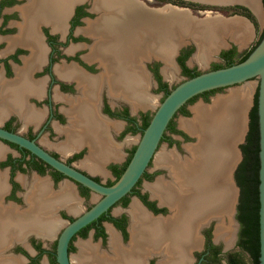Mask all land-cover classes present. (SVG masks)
Wrapping results in <instances>:
<instances>
[{"label":"flooded vegetation","instance_id":"af4514ba","mask_svg":"<svg viewBox=\"0 0 264 264\" xmlns=\"http://www.w3.org/2000/svg\"><path fill=\"white\" fill-rule=\"evenodd\" d=\"M148 1H152L157 5L156 7L167 3L177 4L174 0ZM199 2L203 5L213 6L210 8L213 10L235 13L231 10L214 7L229 5ZM92 5L98 9L97 16L94 15ZM191 8L194 10L208 9L197 5L191 6ZM102 9L107 11L104 18H102ZM116 9L112 0H0V126L34 139L53 155L94 178L98 177L97 180L105 184L116 179L112 166L120 168L126 161L128 162L137 143L125 149L118 141V136L136 132L141 135L145 128L142 127L145 117H151L152 114L144 110V105L135 103L120 89L121 86L116 78L118 76H115L116 73H145L148 78L143 67L139 65L140 63L130 62L131 56H126L125 61L134 69L125 68L124 61L122 63L121 57L124 56L125 46H123V32L118 28L111 31L102 27V20L121 18L118 9L119 17L113 15L115 14L113 10L116 11ZM131 9L132 12H135L133 8ZM119 38L120 41H118ZM119 45L123 49L121 52L118 51ZM188 48L192 50L193 47L186 46L180 49L177 55ZM158 50L160 53L159 47ZM185 63L188 65L186 60ZM160 66L159 60L155 59L148 63L147 68L153 76L154 83L156 82L155 90L161 91L163 98L165 89L161 86V82H165L167 88L171 86L161 74L162 70L165 74L167 73L166 61L164 69H161ZM138 67H141V70H137ZM180 72H182L181 66ZM146 80L147 90L149 79ZM220 89L215 88L211 93ZM204 92L195 97H207L210 94L206 95ZM148 94L153 101L152 95L149 92ZM114 97L123 100L119 104L116 102L112 104L110 99ZM127 98L132 101L131 105L132 107L134 105L136 112H132ZM192 100L184 103L177 113H183L181 108L187 109L186 104ZM253 102L254 97L251 106ZM149 105L152 104L147 103L145 107ZM251 106L247 111V129L243 140L237 144L242 156L240 145L245 142L249 130ZM175 117L176 115L168 123L169 126L167 125L159 146L164 141L168 146L175 144L178 148H182L181 143L186 142L190 137L187 130L179 125L181 119H177L176 122ZM101 123L104 129L100 127ZM94 134L105 138L107 143V148L103 146L105 150L101 147L98 149L95 145L96 142L92 140ZM42 138L55 147L44 145L40 141ZM54 138L56 142L53 143L51 139ZM197 142L198 139L193 144ZM0 143L3 146L0 153V264H58L55 249L57 236L66 224H62V221L67 222L79 213H72L68 208L70 204L55 206L54 201H52L49 210L47 206L48 194L41 186L47 185L50 187V193L55 195L63 185H67L63 181L69 180L74 184L72 192L77 201L88 200L93 192L88 187V190L85 191L82 189L84 185L53 168L27 148L3 138H0ZM188 146L186 145L184 148L186 150L184 155L175 152L181 158H185L188 154ZM98 151L100 154L103 153L102 157H105L102 161L93 156L98 155ZM104 154L106 155L104 156ZM242 156L232 172L236 183L235 170ZM154 157L155 155L136 184L125 194L128 196V202L125 204L128 207L125 210L122 207L118 208V211L123 210L124 213L113 215L111 212L117 203H122L120 200L122 197L105 211V214L117 218L124 217L125 233L113 221L102 219L95 221L83 235L79 230L87 226L90 221L72 236L69 244L70 256L76 246L80 248L79 243H82V238L91 234L101 240L107 237L108 243L107 248L103 249L106 251L105 253L99 243H91L97 247L100 255L95 258L90 257V260L84 262L85 264H228L227 252L239 248L241 223L237 216L238 200L232 215L234 222L229 218L230 212L219 215V218L212 217L209 225L201 223L200 228H197L193 234L188 233L191 234L189 237L177 235L175 230H177L178 224L176 223L179 222H172L168 224V227L171 228L170 237L166 236L155 240L156 237L150 234L138 239V243L141 245H132L131 226L133 221L129 207L134 201L152 218L164 219L163 217L171 214V212L168 213L171 209L173 212L175 211L169 203L160 200L147 188L148 184L157 181H150L156 179V176L159 177L154 175L157 169L166 170L162 165H158L154 171L148 170ZM77 162L81 164L78 166ZM96 172L105 176L111 173L113 177L102 181L100 176L93 174ZM144 180L145 182H143ZM30 186L32 195L36 190L40 195L42 205H44L40 214L37 208L38 204H32ZM137 192L144 194L145 199H142ZM90 205H87V208ZM155 208H159V210L157 211ZM226 215L229 216V219L225 221ZM49 217L53 221L61 222L58 228H52L51 233L47 228ZM215 220H218L216 224ZM204 221L207 222V220ZM197 224L200 225V223H196L194 226L197 227ZM97 225L103 228L104 236L95 235ZM109 229L116 231L124 247L123 251L117 252L118 255L110 249ZM53 237L55 241L49 244ZM77 237L76 245L74 240ZM79 256V258L83 257V255ZM71 263L75 264L72 257Z\"/></svg>","mask_w":264,"mask_h":264},{"label":"bare ground","instance_id":"6f19581e","mask_svg":"<svg viewBox=\"0 0 264 264\" xmlns=\"http://www.w3.org/2000/svg\"><path fill=\"white\" fill-rule=\"evenodd\" d=\"M251 1L257 8L255 0ZM96 4L98 6V1ZM112 4L119 10L121 18L102 20V27L111 31L118 28L123 32V46H125L124 56L121 59L122 63L123 61L125 63V68L134 69L125 61L126 56H131L130 62L134 61L141 65V60L144 58L152 54H158L163 58L164 64L166 61V75L174 77L176 75V66L170 54L174 43H168L169 28L166 16L146 10L133 2V0H112ZM122 7L125 8L122 9ZM131 8L138 10L131 12ZM103 9L101 10L103 12L102 18L107 15V11ZM117 9L116 11L113 10L115 13L113 15L119 17L120 14ZM238 25L240 26L237 23L236 27ZM239 33L240 31L236 34L240 36ZM163 34L168 37L166 38ZM241 34L247 35V31L243 28ZM118 41H120V38ZM209 44V40L201 39L200 47H198L195 54V58L201 63L207 60ZM158 47L164 55L158 52ZM118 48L119 52L123 50L120 45ZM139 69L141 70V67L137 68V70ZM115 76H118L116 78L121 86L120 89L128 97H131L135 103L144 106L147 103L153 104L146 90V79L148 78L145 73H116ZM114 80L117 82L116 79ZM248 90L249 86H244L229 93L230 90L228 95L217 96L213 99L214 101L212 100V104L201 103L195 104L196 106L193 105V116L191 119H182L181 125L196 134L198 142L196 144H187L189 145V154L185 158H181L176 152L166 150L159 154L157 153V159L155 157L156 164L163 165L169 169L170 178H157V181L153 184H148L147 188L151 190L153 195L158 196L160 200L169 203L175 209L174 212L171 209V214L163 218L173 216L172 219L166 222H179L176 223L178 224L177 230H175L177 235L189 237L191 234L188 233L193 234L196 222L202 223L210 217L219 218V215L230 212L234 191L229 178L228 168L234 159L233 138L241 130L244 123V107L247 102ZM92 140L96 142L95 145L98 149H100L99 147L103 150L107 148L105 138L103 139L94 134ZM97 154L99 158H102L103 153L100 154V151H98ZM41 187L48 194L46 196L49 199L47 203L49 210L51 209L52 201L67 206L70 204L68 208L71 210L78 208L79 200L77 201L70 186L63 185L60 193H58L59 195H52L50 187L45 184ZM129 212L133 221L131 226L133 246L141 245V243H138V239L146 235H155V240L171 236L169 232L171 228L167 226L168 223L153 219L136 201L129 207ZM197 225L199 226V224ZM47 226L48 232L51 233L52 228H58L59 222L57 220L53 221L49 217ZM109 231L110 249L120 253L124 247L119 240L118 234L113 229H109ZM80 246L81 252H86L81 257L83 260H89L90 257L95 258L100 255L97 247L92 246V244L83 243ZM77 260L80 261V258Z\"/></svg>","mask_w":264,"mask_h":264},{"label":"water","instance_id":"95a60500","mask_svg":"<svg viewBox=\"0 0 264 264\" xmlns=\"http://www.w3.org/2000/svg\"><path fill=\"white\" fill-rule=\"evenodd\" d=\"M136 4L146 10L164 14L169 28L168 43H174L171 50L172 60L179 68L176 55L182 47L192 44L193 52L189 55V61H193L199 47L200 35H206L208 32V23L214 22L216 17H203L202 13L207 9H196L197 14L188 6L167 3L165 8L144 7L139 0H133ZM165 5V4H164ZM212 10V9H211ZM212 12V11H210ZM212 27V26H211ZM218 29V28H217ZM216 30V26L213 27ZM168 37L166 34H163ZM191 46V45H190ZM163 61L158 54H152ZM144 58L143 60H145ZM142 61V60H141ZM252 78H257V114L259 128V170H258V196H259V263L264 264V33L257 44L242 60L223 65L216 68H210L199 73L185 77L176 83L155 107L151 114L148 124L143 129L134 151L127 162L121 174L110 184H105L93 176L83 172L74 165L53 155L47 149L43 148L34 139H30L18 132L8 130L0 126V138L17 143L27 148L40 159L44 160L53 168L59 170L72 180L88 187L91 192L98 194L97 198L88 208L84 209L78 215L68 220L61 228L56 240L55 256L58 264H72L69 254V244L72 236L84 225L96 219L101 213L105 212L110 206L115 204L123 195L127 194L145 171L150 160L156 153L161 137L169 123L176 115L179 108L191 97L206 90L232 86L241 82H246ZM242 86H249L248 102L251 101L253 83L246 82ZM239 87V86H238ZM236 87V88H238ZM233 89V88H232ZM252 103V102H251ZM250 102L248 103L249 107ZM247 111L243 124L241 140L247 129ZM239 141V142H240ZM239 156L234 160L229 172L230 181L233 187L234 195L231 202V216L235 212V203L239 196V186L233 178V170L236 167L242 154L238 148ZM233 217V216H232ZM208 221L210 218L207 219ZM202 223H207L206 221ZM201 226V223H200ZM199 226V228H200Z\"/></svg>","mask_w":264,"mask_h":264},{"label":"trees","instance_id":"16d2710c","mask_svg":"<svg viewBox=\"0 0 264 264\" xmlns=\"http://www.w3.org/2000/svg\"><path fill=\"white\" fill-rule=\"evenodd\" d=\"M174 2L180 5H187L190 7L191 6L193 7L194 5H197L198 7H205V8L213 7L210 5H203L198 2L191 1V0H174ZM263 5H264V0H263ZM214 7L215 8L220 7L221 9L231 10L233 12L244 14L247 17H249L255 24L257 23L255 15L246 6L238 4V5L214 6ZM263 33H264V26L260 33V37L258 41L262 37ZM255 45H253L249 50L244 52L242 55H240L236 59L233 58L235 54L234 48L221 50V52L219 53V56L221 57V59H223V63L214 62L212 65V68L220 67L223 65H229L231 63L244 59ZM191 51L192 50L188 48L184 52L181 51V53L177 55V61L182 68V73L186 75L187 77L195 75L200 72L195 67H189L185 63V60L188 57V55L191 53ZM161 84H162L161 86L164 87L165 89V94H167L168 91L173 87L172 86L170 88H167L165 82H161ZM213 90L215 89L206 90L204 93L208 95ZM195 96L191 97L189 100L194 99ZM181 109L183 113H188L187 109H184V108H181ZM249 117H250L249 130L247 132L245 142H243L240 145L242 152H243V156L235 170V178L239 186L237 216L241 223L240 233H239L240 234L239 235V248L227 252L226 258H227L228 264H258L259 263V196H258L259 128H258V114H257V89L254 94V102H253V105L251 106ZM149 119H150V116L145 117L144 123L142 125L143 128L148 124ZM126 163L127 161L120 168H117L116 166H112V169H113L114 174L116 175V178L121 174ZM55 172L60 174V172L56 170ZM95 178L98 179V177H95ZM112 182L113 181H109L108 184ZM82 189H84L85 191L88 190V188L85 186H82ZM137 194L142 199H145L144 194H140L138 192ZM120 200L125 205L128 202V196L124 195L122 196ZM150 205L153 206L152 203H150ZM155 210L158 211L159 208H155ZM105 213L106 212H103L102 214H100V216L97 219L91 221L87 226H85L84 228H81L79 231L84 235L86 234V229L90 227L91 225H93L95 221L97 220L100 221L102 219H109L113 221V223L117 227H119L123 231V233H125L124 217L117 218V217H114L112 215H108ZM95 233H96L95 235H101V236L105 235L104 230L100 225L96 226Z\"/></svg>","mask_w":264,"mask_h":264},{"label":"rangeland","instance_id":"374dc122","mask_svg":"<svg viewBox=\"0 0 264 264\" xmlns=\"http://www.w3.org/2000/svg\"><path fill=\"white\" fill-rule=\"evenodd\" d=\"M104 1V0H103ZM106 1V0H105ZM191 1H197L198 3H200L198 0H191ZM139 2L144 6V7H147V8H154V7H156L157 5H155V4H153V2L152 1H148V0H139ZM91 4H92V2H91ZM201 4V3H200ZM177 5H180V4H177ZM93 6V8H92V10L94 11V15L95 16H97L98 15V9L97 8H95V6L94 5H92ZM183 6V5H182ZM184 6H186V5H184ZM161 7L162 8H165V7H167L166 6V4L165 5H161ZM188 7H190V6H188ZM191 8V7H190ZM166 9V8H165ZM192 9V8H191ZM132 10V9H131ZM133 10L136 12V9H134L133 8ZM193 10V13H195V14H197L198 12H196V10H194V9H192ZM132 12V11H131ZM227 13V12H226ZM251 20V19H250ZM252 21V20H251ZM254 23V22H253ZM255 24V23H254ZM255 36L253 37V39L251 40V42L250 43H248V45H246V48H244V50H249L253 45H255L256 44V42L258 41V39H259V37H260V33H261V31H262V29H260V27H258V24L256 23L255 24ZM191 46H192V44H190ZM190 45H187V46H190ZM186 47V46H185ZM185 47H182V48H185ZM193 47V46H192ZM181 48V49H182ZM193 50H194V47L192 48V52H193ZM191 52V53H192ZM190 53V54H191ZM198 56V55H197ZM196 56V57H197ZM216 56V55H215ZM155 59H157V60H159V64L161 65L160 67H161V69L163 68L164 69V63H163V61L162 60H160L159 58H156L155 56H153V55H149L148 57H146V59L145 60H142L141 61V66L143 67V69L145 70V72L147 73V75H148V79H149V86H148V88H147V91L152 95V97H153V104L152 105H149L148 107H143L144 108V110H147V111H149V112H153L154 111V109H155V107L157 106V104L160 102V100L162 99V92L161 91H156L155 90V85H156V82L154 83V79H153V76H152V74H151V72L150 71H148V68H147V65H148V63L151 61L152 62V60H155ZM186 62H187V64H189L188 66H190V67H195V68H197L199 71H203V70H207V69H210V68H212V65H213V63L214 62H222L223 63V60H221L219 57H217L216 56V58H214V59H209L208 61H206V62H204V63H201V62H199L198 60H196V58L193 60V61H189V56H188V58L186 59ZM174 63H175V66H176V75L174 76V77H167L166 76V74H165V72H163L164 70H162V72H161V74H162V76H163V78H164V80L172 87V86H174L176 83H178L179 81H181L182 79H184L186 76L185 75H183L182 74V72H180V68H179V66H178V64L174 61ZM98 64H99V62H98ZM99 66H100V64H99ZM246 82H248V83H253V86H254V88H253V91H252V97H251V101H249L250 102V104H249V106H251V102H252V99H253V97H254V94H255V91H256V88H257V78H252V79H250V80H248V81H246ZM245 81L244 82H241V83H238V84H235V85H232V86H228V87H222L220 90H217V91H214L213 93H210L207 97H205V96H197V97H195L192 101H190V102H188L187 104H186V107H187V109H188V113H186V114H184V113H181V112H179V113H177L176 114V117H175V121L177 122V119L179 120V119H191V117H192V111H191V106L192 105H194L195 103H196V105H198V104H201V103H197V102H203V103H211L212 102V100L213 99H215L218 95H222V96H225V95H228L229 93H231L233 90H231L230 92H229V90L230 89H232V88H236V87H238V86H242V85H244L245 83H246ZM234 90H236V89H234ZM229 92V93H228ZM225 94V95H224ZM150 95V96H151ZM249 97V96H248ZM247 97V99H250V98H248ZM111 100V102H112V104H113V102H116V103H120L121 102V100H123L122 98H119V97H114V98H111L110 99ZM127 100H128V103L130 104V108H131V110H132V112H136V110H135V108H134V105H133V107H132V105L131 104H133L132 103V101L131 100H129L128 98H127ZM214 101V100H213ZM248 102V103H249ZM213 103V102H212ZM211 103V104H212ZM195 105V106H196ZM203 105V104H202ZM205 106H208V105H205ZM249 108V107H248ZM248 108H247V111H248ZM135 110V111H134ZM247 113V112H246ZM195 116V115H194ZM182 117H189V118H182ZM139 136H140V133L139 132H136V133H126V134H121V135H119L118 136V141H120L121 143H122V146L126 149H128L129 147H131L132 145H134L137 141H138V139H139ZM195 140V137L194 136H192V135H190V137L188 138V140L187 141H194ZM40 141L44 144V145H47V146H50L51 148L52 147H55L54 145H52L50 142H48L47 140H45V139H40ZM51 142H56V140H55V138L54 139H51ZM186 142L185 141H183L182 143H181V147L182 148H178L175 144L174 145H166V142H161V144H160V146L158 147V149L156 150V154H155V157H156V155H157V153L159 154L160 152H162V151H164L165 149H168L169 151H173V152H178V153H185V146L186 145H184ZM171 149H173V150H171ZM167 151V150H166ZM177 153V154H178ZM188 154H189V151H188ZM187 154V155H188ZM179 155V154H178ZM183 155V154H182ZM186 155V156H187ZM158 156V155H157ZM155 157H154V159H153V161L151 162V164L149 165V167H148V170H150V171H154V170H156L155 168L157 167L158 168V164H156V159H157V157H156V159H155ZM181 157V156H180ZM81 163L80 162H77L76 163V165H80ZM167 171L166 170H164V169H157L156 170V173L154 174L155 176L156 175H160V174H162V175H165V176H167V173H166ZM93 174H96V175H98V176H100V178L102 179V181H106V180H108V179H110V177L112 178L113 176H112V174L111 173H109L108 175H104V174H101V173H98V172H96V173H93ZM154 176V177H155ZM153 177V178H154ZM154 180V181H153ZM157 180V176H156V179H151L150 181H152V182H155ZM143 182H145V180L143 181ZM144 190V189H143ZM131 197V196H130ZM133 197V196H132ZM97 198H99V195L98 194H94V193H91L90 194V197L88 198V200H86V201H83V199H81V200H79V202H78V204H79V206H78V208H76L75 210H71L72 211V213H74V214H78V213H80V212H82L84 209H86L87 208V205H89V204H92ZM134 198V197H133ZM81 205V206H80ZM80 207V208H79ZM120 207H122L124 210L128 207V205H123L122 203H117L113 208H112V210H111V212H112V214L113 215H121V214H123L124 213V211L123 210H121V211H118V208H120ZM171 212V210L168 212V213H170ZM231 214L232 213H230V217L228 216V215H226L225 216V221L226 220H228L229 218L232 220V216H231ZM229 217V218H228ZM211 219H212V217H210V220L208 221L207 220V223H205V225H209L210 224V221H211ZM218 220H215V224H216V222H217ZM232 222H234L233 220H232ZM66 223V221L64 220V221H62V224H65ZM204 225V226H205ZM234 226H235V229H236V225L234 224ZM204 228V227H203ZM234 229V230H235ZM107 238V237H106ZM103 239V240H101L100 238H96L94 235H92L91 236V234H88L87 236H85V237H83L82 238V243H79L80 245L81 244H83V243H88V244H91V243H99L101 246H102V250L103 249H106L107 247V243H108V241H107V239ZM77 240H78V237L74 240V242L76 243V245H77ZM53 241H55V238L53 237L51 240H50V242H49V244H51ZM79 245V246H80ZM92 246H95V245H93L92 244ZM96 247V246H95ZM235 249V248H234ZM78 250V251H77ZM99 251V250H98ZM104 251V250H103ZM80 252H81V246H80V248L78 247V246H76V249H73L72 250V252H71V257H72V260H73V262L75 263V264H85L84 262L85 261H88V260H83L82 258H80V261H78L77 259H79V255H85L86 254V252L85 253H82V254H80ZM106 251H104V253H105ZM89 260H90V258H89Z\"/></svg>","mask_w":264,"mask_h":264},{"label":"crops","instance_id":"0c3cea01","mask_svg":"<svg viewBox=\"0 0 264 264\" xmlns=\"http://www.w3.org/2000/svg\"><path fill=\"white\" fill-rule=\"evenodd\" d=\"M198 1H201V2H204V3H208V4H216V5L241 4V5L247 6L253 12V14L255 15L258 27H260V29H263V26H264L263 0H255V4H257L256 5L257 8L255 7V5L253 4V2L251 0H198ZM201 10H204V9H201ZM210 11H212V12H210ZM202 16L203 17H213V16L216 17V20L214 22H209L208 23L209 26H208L207 34L206 35L205 34L204 35L203 34L200 35V39H199V47H200L201 39H205L207 41L209 40V42H210V44H209V51L210 52L208 51V57H207L206 61H208L209 59L210 60L214 59V58H216V56L221 59V57L219 56V53L221 52V50H224V49L234 48L235 49V54H234L233 58H235V59L238 58L240 55H242L244 52H246L248 50V49L244 50V48H246V45H248V43L251 42V40L255 36V30H256L255 29V27H256L255 24L253 23V21L250 20L249 17H247L244 14L238 13V12L225 13V12L220 11V10H213V9L211 10L210 8L207 9V12L202 13ZM237 23L240 24V26L238 25L236 27ZM214 26H216V30H213ZM243 28L247 31V35H242L241 34V30H243ZM238 31H240L239 35L241 37L236 34ZM234 34L236 36H238V37H236ZM160 54H162L161 50H160ZM162 55H164V54H162ZM221 60H223V59H221ZM241 87H244V86H239L238 88H233V89H230V90L239 89ZM197 103H203V102H197ZM203 104H209V103H203ZM247 105H248V99H247L246 105L244 107V115H245V111H247V108H248ZM192 106H191V111H192ZM192 116H193V111H192ZM182 118H189V117H182ZM244 119H245V116H244ZM180 123H181V121L179 122V125L182 126ZM99 125H100L101 128L104 129V127L102 126V123L99 124ZM104 126H105V124H104ZM183 128H185V127H183ZM185 129L187 130V132L190 135L195 137V140L194 141H186V143L184 145H187V144H190V143H194L195 141H197V139H198L197 135L192 133L191 131H189L187 128H185ZM95 130L97 131V129H95ZM242 130H243V126L241 127V130H239V132H237V135H235V137L233 138V141H232L233 149H234V159L232 160V162H231V164H230V166L228 168V174H229V172H230V170L232 168L231 167L232 163L239 156L237 144H238V142L241 139L240 137L242 136L241 135V133L243 132ZM2 149H3V146L0 143V153L2 152ZM166 150H168V149H166ZM171 150H173V149H171ZM181 154L184 155L185 153H181ZM93 156L97 160H101V161H102V159L105 158V157L99 158L98 155H93ZM165 168H166V171H167L166 172L167 176L160 174L159 177H157V178L162 179V178H169L170 177L169 169L167 167H165ZM229 178H230V176H229ZM63 183H66L67 185H69L70 188L73 191L74 184L72 182H70L69 180H65V181H63ZM29 190H30V193H31V186H30ZM58 193H60V191ZM58 193H56V194H58ZM31 197L33 198L32 204L33 205H37L38 204L37 208H38V212L40 214L42 212V206L44 207V205H42L43 203L41 202L40 195L37 193L36 190H34V195H32V193H31ZM53 204L56 206L57 204H60V203H57V202L54 201ZM153 219L162 220L163 222L168 223L166 221H169V219H172V218L170 217L168 219H161V218H153ZM196 223H198V222H196ZM60 224H61V222H59V225ZM168 224H170V223H168ZM199 226L198 227L194 226V231L197 228H199ZM152 236L155 237V235H152Z\"/></svg>","mask_w":264,"mask_h":264}]
</instances>
